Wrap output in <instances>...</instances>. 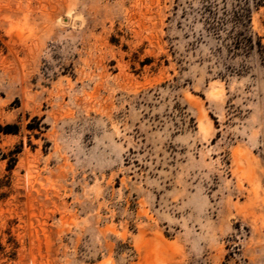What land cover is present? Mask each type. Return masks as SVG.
<instances>
[{
    "label": "rangeland",
    "instance_id": "374dc122",
    "mask_svg": "<svg viewBox=\"0 0 264 264\" xmlns=\"http://www.w3.org/2000/svg\"><path fill=\"white\" fill-rule=\"evenodd\" d=\"M206 3L0 0V264H264V50Z\"/></svg>",
    "mask_w": 264,
    "mask_h": 264
},
{
    "label": "trees",
    "instance_id": "16d2710c",
    "mask_svg": "<svg viewBox=\"0 0 264 264\" xmlns=\"http://www.w3.org/2000/svg\"><path fill=\"white\" fill-rule=\"evenodd\" d=\"M264 0H254L255 5H260L261 2ZM251 0H245L243 2L242 0H237L236 3H232V7H229V5L224 7V16L220 17V11L218 9V5H214L211 1L207 0V3L204 5V8L206 11H208L213 18L219 19L216 23L224 25L225 22H228L229 20L232 21V32L234 34V43L235 47H245L248 50L253 49L255 46L258 47L260 50H264V45L262 44L260 38L258 37V40H255V38L248 34V28L249 23L251 21V13H252V7H251ZM228 4V2H226ZM220 19H222L220 21ZM0 130L5 133H15L17 132V125H11L8 124L6 126L0 125ZM6 157V156H5ZM16 158L13 157L12 160H15ZM13 162V161H12Z\"/></svg>",
    "mask_w": 264,
    "mask_h": 264
}]
</instances>
